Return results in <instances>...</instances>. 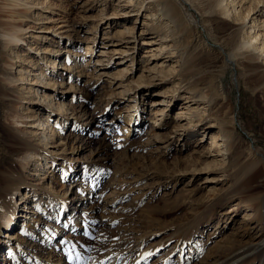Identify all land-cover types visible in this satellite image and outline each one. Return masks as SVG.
Wrapping results in <instances>:
<instances>
[{"label": "rangeland", "instance_id": "374dc122", "mask_svg": "<svg viewBox=\"0 0 264 264\" xmlns=\"http://www.w3.org/2000/svg\"><path fill=\"white\" fill-rule=\"evenodd\" d=\"M32 1L19 19L0 11V166L12 154L10 126L40 147L39 156H12L26 165L13 178L18 191L6 192L17 238L2 229L0 264H48L54 246L52 264H218L228 239L263 240L264 162L251 148L264 153V60L255 74L231 53L228 0L212 15L203 0ZM9 21L24 26L26 45L6 47ZM55 59L64 77L54 86ZM41 72L47 86H38ZM45 112L48 128L31 127ZM212 136L231 148L218 164ZM55 192L73 201L63 206ZM259 249L254 264H264Z\"/></svg>", "mask_w": 264, "mask_h": 264}, {"label": "bare ground", "instance_id": "6f19581e", "mask_svg": "<svg viewBox=\"0 0 264 264\" xmlns=\"http://www.w3.org/2000/svg\"><path fill=\"white\" fill-rule=\"evenodd\" d=\"M144 1L145 0H140V2L142 4L144 3ZM149 1L153 2L157 6H159L160 4H162V2H164V0H149ZM203 1L205 2L204 5L207 8V12L209 13V15H212L213 12H215L216 6H218L220 4L221 0H203ZM44 3H45V0H42L40 4H44ZM186 3H188V2H186ZM247 3H250V4H247ZM227 5H228V11H227L226 15L227 16L232 15L233 24H234L232 27L233 33L231 32L232 34H231V37L229 38L230 44L233 47L232 48L233 52H231V53L235 54L237 56H241V58L243 60V64L245 66H250L256 74V72H258V68H256L253 63H255V61L258 60L259 58H263V60H264V0H228ZM33 6H34V2L32 0H0V11L6 12L5 14H7V13L12 14L13 13V14H15V16L17 15L16 17H18V19H19V17H21V15H23V9L24 8H27V7L30 8ZM239 7H240V9H239ZM243 13H245V14H243ZM256 13H258L257 16H255ZM153 15H155V14H153ZM253 15H254V17H253L254 19H251V17ZM249 17L252 20L251 29H249V25H247V19ZM14 19L15 18L13 16H11V20H14ZM206 20H208V19H205V21ZM24 31H25V28L23 25L16 26L13 23V21H11V22L9 21L8 26L4 27L1 31L2 37L4 38L5 43H6V47L7 46L12 47L13 45H18L20 41L25 40L24 39ZM243 33H245V34H243ZM69 37H71V35H69ZM70 43H72V42L70 41L69 45L62 49V52L68 54L69 57H70V55L77 54L75 49H73V47L71 46L72 44L70 45ZM146 43H150V42L148 41ZM20 45L23 46L26 44L24 41H22V43ZM28 45H29V43L27 44V46ZM162 46H163V44H162ZM58 51L61 52V49H59ZM102 53H105V52L102 51ZM118 53H121L123 55L124 53H127V50H122ZM125 55H127V54H125ZM227 55H228L229 60L234 62V60L229 56V54H227ZM133 62L134 61L132 60L131 63L133 64ZM51 63H52V65H51L52 71H50V74L52 72V74L54 75L51 79L53 80V83L55 86L57 84V81H58L57 76H59L62 79L64 77V73H63V71L59 70L60 69L59 68L60 63L58 62L57 59L53 60ZM131 63H130V65H131ZM60 67H65V64L63 66H60ZM128 67L129 66L127 65L126 68H124V69H126V70H123L125 73L131 72V69ZM28 72H30V71H28ZM179 72H180V75L185 76V73L187 74L188 69H186L185 65L182 64ZM40 75L41 76H37L38 77L37 80L39 81L38 86H47L49 83H51V82H48V80L47 81L45 80L48 78H44V76H45L44 72H41ZM25 79L28 80L29 78L26 77ZM259 79H260V81L262 80V83L264 84V70L262 72L261 71L259 72ZM62 84H63L62 81L59 82V85H62ZM35 91L37 92V94H39L38 89H36ZM41 96L42 97L44 96V100L48 99L49 105L51 104V102L53 103V101H54L53 98H49V95L47 93H43ZM165 101H167V99ZM163 102L164 101L161 100L160 102H155L153 105H157V103L160 104ZM61 104H62V109H64L66 111L67 110L66 104L65 103H61ZM165 108L166 107L164 106V108H162V109H159V110L157 109L156 111L155 110L153 111L154 112V119H155V122H153V124L158 125L161 123L160 119H162L163 117H161V116L165 114ZM184 108H186L187 111H183ZM192 109L193 108H191L189 105H187L186 107L179 109V111H181L180 113L185 114V113H188L189 111H191ZM43 110L47 111V109H45L43 107L40 108V111H43ZM32 115H34V116H32V118L34 119L33 120L34 122H32L31 124L29 123L31 127H33V128L34 127H40L39 129H42V130L44 128H48L50 120H49L48 116H46V112L43 115L41 114L42 116L41 115H40V117L38 116L39 118L38 117L35 118V114H32ZM159 117H161V118H159ZM14 119H15L14 122L18 121L17 118H14ZM35 119L38 120V123H35ZM132 119H134L133 115L130 116L129 121L125 125L126 133L131 129L130 125H131ZM231 121H232V124L235 122L234 121V115L232 116ZM128 123H130V124H128ZM11 127H13V126H10V129H11ZM10 129L8 130L7 133H8V136L12 139V146H10L12 154L11 155L9 154L7 156L2 155L1 156V166H0V176L3 178V184H1L2 189H3V192H1V195H2L1 197L3 198V200L0 201V213L2 215V216H0V233L2 232V229L7 228V231L5 232L6 237L13 239V238H17L16 234L11 233L10 231H8V229L10 228V226H13V224L15 222L14 221L15 218H13V216H12L13 215V212L11 211L12 207H11V209L8 207L10 200L8 199L9 195L6 192L11 191L12 189H17V191H18V187L20 186V183L17 181V179H15L16 180L15 181L13 178H16L15 176L19 175L18 171L20 170V168H23L26 165V163H22L21 161L19 162L17 160H14V158L12 156H15V157L17 156L20 158L25 157V156H28L31 151H36L35 155L37 156L39 154L38 151L40 150V147L33 145L31 140H29L23 136H16V134H14ZM125 135H127V134H125ZM45 136L46 137L48 136L47 133H45ZM45 140H46V138H45ZM210 146L215 151V153L212 155H214L215 160L217 161V164H218L217 158L224 156V154H227L229 152V150L231 149L223 141H222V143H219L216 136H212V142H211ZM251 150H252L253 154L257 155V158H258L257 161L264 162V153H262L260 150H258L256 148H254V150H253V148H251ZM8 152H9V150H8ZM44 158H46L45 163L47 165H48V163H50L52 161L54 162V160H50V161L47 160L49 158V154H45ZM222 158L224 159V157H222ZM7 160L9 163L7 162ZM39 163L42 164L41 161ZM27 164H28V162H27ZM206 167L208 168V167H210V165H208ZM221 167H223V165H221ZM211 180H213V179H211ZM85 186L86 185L82 183L79 185V189H83V191H84ZM90 186H94V183L92 182L90 184ZM35 191H37V189H35ZM88 192L89 193L92 192V189L88 190ZM54 194H56L60 197V200H62L63 206L65 204H67L68 202H70V204H71V202L73 201V199L69 200L68 197L66 196V194H63V193L58 194L56 192ZM28 195L29 194L27 193L26 197ZM4 202H5V204H4ZM34 205H38V203H36ZM24 206L26 207V203L24 204ZM24 211H27V209ZM28 211L31 212V210H28ZM72 213L69 214V216H71L72 221H75V219H76L75 214H72ZM21 215L23 216L24 214H21ZM69 216L67 219H70ZM25 217H26V215H25ZM70 222H68L66 220L67 224H71ZM23 224L27 225V223L26 224L23 223ZM24 229H25V227H24ZM125 232H127V231H125ZM228 240H229V242L227 243V245H228L227 250H229L230 252L223 254L222 257L218 258L217 259L218 264H254L258 261V257L260 256L259 247H261V248L264 247V239L261 241H258L256 243H254L255 239L249 240L247 242L248 244H241L240 241H238V244H237L236 240L232 243L231 238ZM186 242H187V240L184 242H181L182 243L181 248H183V246L186 244ZM4 243H6V240H4ZM250 244L252 247L250 246ZM54 247L55 248H53L52 251L55 252L56 246H54ZM52 251L50 250V253L47 254L48 259H46V260L48 261V264H52L54 262L53 261V255L54 254L52 253ZM38 256L41 257L40 255H38ZM136 256H137L136 258L138 260L142 257L144 259V262H148L151 255L149 254V252L142 251L139 248Z\"/></svg>", "mask_w": 264, "mask_h": 264}]
</instances>
